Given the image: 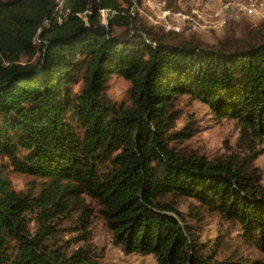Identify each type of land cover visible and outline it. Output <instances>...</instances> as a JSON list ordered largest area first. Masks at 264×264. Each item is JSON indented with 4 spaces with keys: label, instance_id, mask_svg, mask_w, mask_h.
<instances>
[{
    "label": "trees",
    "instance_id": "1",
    "mask_svg": "<svg viewBox=\"0 0 264 264\" xmlns=\"http://www.w3.org/2000/svg\"><path fill=\"white\" fill-rule=\"evenodd\" d=\"M140 1L0 0V160L47 185L25 193L0 174V264H105L50 224L76 209L84 221L98 210L116 245L156 264H225L175 197L255 239L263 259L227 264H264V20L208 42L146 23ZM114 75L128 100L110 96ZM184 96L237 121L236 151L189 148L199 127L178 125Z\"/></svg>",
    "mask_w": 264,
    "mask_h": 264
},
{
    "label": "rangeland",
    "instance_id": "2",
    "mask_svg": "<svg viewBox=\"0 0 264 264\" xmlns=\"http://www.w3.org/2000/svg\"><path fill=\"white\" fill-rule=\"evenodd\" d=\"M165 1L173 8H178L179 4L184 3L182 6H185L188 4L186 2L191 0ZM145 3L144 0H141L139 4L141 12L136 11L141 14V18L146 23L150 24L154 21V14H152ZM262 12L264 13V10ZM151 18L153 19L152 21L150 20ZM242 20L257 21L247 17L239 21ZM245 22L242 21V23ZM224 28L217 31H206V33L200 36L204 40L212 42L225 33L227 27ZM129 88L130 82L127 79L114 75L110 82L109 93L113 99L120 102L128 100ZM178 108L181 112L179 126L186 125L191 120H194L199 127L198 132L187 143L189 148L196 150L210 159L227 157L238 149V141L241 133L237 121L218 118L213 114V110L209 105L188 96L180 99ZM256 165L262 170V183L264 184V152L257 158ZM0 170V174L8 177L17 191L37 194L42 188L47 186L44 185L41 178L20 173L12 167L6 166L4 161L1 160ZM175 199L179 201L178 207L180 211L185 213L188 218L197 217L201 220L203 227L199 230V235L202 241L215 245L217 261L227 264L228 262H251L257 259H263V255L252 242L255 239H251L246 235L245 231H242L239 225L223 221L216 213L200 207L194 199L183 197H175ZM86 205L89 209H95L93 202L90 203L87 201ZM80 215V210L76 209L65 214L60 213L49 220L52 227L54 229L56 228L55 232L60 238L64 240L70 239L72 241L69 244L70 251L78 249L86 241L94 249L101 251L100 254L105 264H156L155 258L151 255L129 254L123 251L119 245H116L113 232L98 210L91 213L87 221L82 220ZM36 225L37 222L33 221L31 228L38 230V225ZM219 241L222 242L217 246Z\"/></svg>",
    "mask_w": 264,
    "mask_h": 264
},
{
    "label": "built area",
    "instance_id": "3",
    "mask_svg": "<svg viewBox=\"0 0 264 264\" xmlns=\"http://www.w3.org/2000/svg\"><path fill=\"white\" fill-rule=\"evenodd\" d=\"M146 6L154 14L155 26L168 31L185 34H203L210 30L226 28L232 21L244 17L252 20H264L263 0H191L185 6L179 4L173 8L165 0H144ZM135 9L141 12L139 4ZM180 9V10H179ZM104 15L106 14L105 11ZM260 16V17H259ZM224 28V29H225Z\"/></svg>",
    "mask_w": 264,
    "mask_h": 264
}]
</instances>
